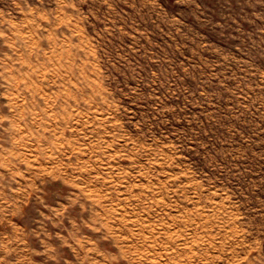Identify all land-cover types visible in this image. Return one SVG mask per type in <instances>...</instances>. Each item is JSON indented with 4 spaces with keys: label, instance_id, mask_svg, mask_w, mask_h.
I'll list each match as a JSON object with an SVG mask.
<instances>
[{
    "label": "rangeland",
    "instance_id": "obj_1",
    "mask_svg": "<svg viewBox=\"0 0 264 264\" xmlns=\"http://www.w3.org/2000/svg\"><path fill=\"white\" fill-rule=\"evenodd\" d=\"M0 264H264V0H0Z\"/></svg>",
    "mask_w": 264,
    "mask_h": 264
}]
</instances>
